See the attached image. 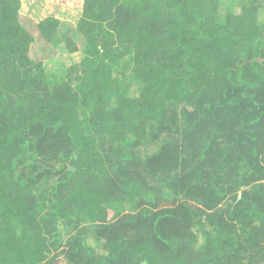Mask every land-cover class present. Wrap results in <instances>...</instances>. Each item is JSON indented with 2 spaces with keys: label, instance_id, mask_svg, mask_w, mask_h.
<instances>
[{
  "label": "trees",
  "instance_id": "16d2710c",
  "mask_svg": "<svg viewBox=\"0 0 264 264\" xmlns=\"http://www.w3.org/2000/svg\"><path fill=\"white\" fill-rule=\"evenodd\" d=\"M48 1L60 72L0 0V264H264V0Z\"/></svg>",
  "mask_w": 264,
  "mask_h": 264
},
{
  "label": "rangeland",
  "instance_id": "374dc122",
  "mask_svg": "<svg viewBox=\"0 0 264 264\" xmlns=\"http://www.w3.org/2000/svg\"><path fill=\"white\" fill-rule=\"evenodd\" d=\"M236 4L235 12H240L239 0H236ZM21 14V22L33 33L37 40L31 48L30 55L32 59L44 62L51 72H60L64 66L70 67L81 61L83 58L81 53L70 54L64 49V46L54 47L44 42L37 27L38 22L50 16L76 23L71 11L54 7L48 0H22Z\"/></svg>",
  "mask_w": 264,
  "mask_h": 264
}]
</instances>
